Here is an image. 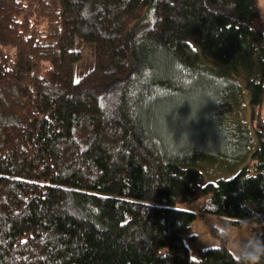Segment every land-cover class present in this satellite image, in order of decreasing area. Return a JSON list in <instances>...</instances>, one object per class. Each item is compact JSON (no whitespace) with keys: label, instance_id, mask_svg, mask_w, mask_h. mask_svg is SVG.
<instances>
[{"label":"trees","instance_id":"1","mask_svg":"<svg viewBox=\"0 0 264 264\" xmlns=\"http://www.w3.org/2000/svg\"><path fill=\"white\" fill-rule=\"evenodd\" d=\"M151 2L0 0V264H236L225 244L192 256L184 234L206 214L258 222L264 240L258 0H155L154 24L133 31ZM87 43L95 62L78 76ZM214 69L248 78L258 145L203 183L156 118L173 79Z\"/></svg>","mask_w":264,"mask_h":264},{"label":"rangeland","instance_id":"2","mask_svg":"<svg viewBox=\"0 0 264 264\" xmlns=\"http://www.w3.org/2000/svg\"><path fill=\"white\" fill-rule=\"evenodd\" d=\"M258 3L264 13V0H258ZM155 9V0H152L143 20L133 23L131 29L142 33L148 30L156 20ZM94 62V47L87 43L83 58L76 64V75L85 74ZM200 78L196 85V79ZM247 84L245 76H221L216 69L201 77L192 74L185 80L173 79L171 85L177 95L165 99L161 111L157 109L156 127L164 145L171 153H177L181 161L196 164L203 173V183L233 176L232 170L248 163L258 145L251 119V91ZM220 102L224 104L221 116L225 122L212 116L214 111H218ZM262 112L264 115V105ZM201 200L184 202L179 207L196 210ZM255 228L261 230L262 225L254 221L228 225L215 214L198 215L184 234V239L193 257L198 256L200 248L223 244L232 252L231 234L248 237L253 235ZM226 231L230 233L227 240L224 238Z\"/></svg>","mask_w":264,"mask_h":264},{"label":"clouds","instance_id":"3","mask_svg":"<svg viewBox=\"0 0 264 264\" xmlns=\"http://www.w3.org/2000/svg\"><path fill=\"white\" fill-rule=\"evenodd\" d=\"M229 235L228 231L224 233L225 240ZM230 246L236 264H262L264 261V240L260 236L239 237L231 234Z\"/></svg>","mask_w":264,"mask_h":264}]
</instances>
